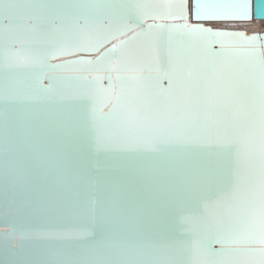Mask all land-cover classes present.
I'll use <instances>...</instances> for the list:
<instances>
[{
    "label": "bare ground",
    "instance_id": "bare-ground-1",
    "mask_svg": "<svg viewBox=\"0 0 264 264\" xmlns=\"http://www.w3.org/2000/svg\"><path fill=\"white\" fill-rule=\"evenodd\" d=\"M250 19L251 0H0V264H264Z\"/></svg>",
    "mask_w": 264,
    "mask_h": 264
},
{
    "label": "water",
    "instance_id": "water-1",
    "mask_svg": "<svg viewBox=\"0 0 264 264\" xmlns=\"http://www.w3.org/2000/svg\"><path fill=\"white\" fill-rule=\"evenodd\" d=\"M264 21V0H251V19L248 20V22L251 21ZM199 23H213L214 21L210 20H199ZM217 45H215L216 47ZM84 56V55H79ZM93 56V55H92ZM41 224V223H40ZM39 222L37 223L36 227H40ZM19 246V243H17V247ZM215 248L217 250L218 247ZM19 248V247H18Z\"/></svg>",
    "mask_w": 264,
    "mask_h": 264
}]
</instances>
